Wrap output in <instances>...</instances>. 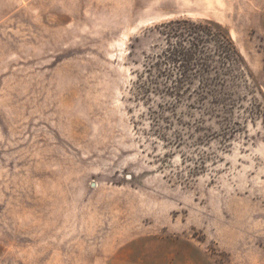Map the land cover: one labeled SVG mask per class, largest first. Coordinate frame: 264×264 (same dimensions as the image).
I'll use <instances>...</instances> for the list:
<instances>
[{
  "label": "rangeland",
  "instance_id": "374dc122",
  "mask_svg": "<svg viewBox=\"0 0 264 264\" xmlns=\"http://www.w3.org/2000/svg\"><path fill=\"white\" fill-rule=\"evenodd\" d=\"M174 20L226 98L148 71ZM0 264H264V0H0Z\"/></svg>",
  "mask_w": 264,
  "mask_h": 264
},
{
  "label": "trees",
  "instance_id": "16d2710c",
  "mask_svg": "<svg viewBox=\"0 0 264 264\" xmlns=\"http://www.w3.org/2000/svg\"><path fill=\"white\" fill-rule=\"evenodd\" d=\"M227 30L208 20H174L160 26L165 49L154 56L150 68L167 81L166 92L179 100L185 92L204 101L207 96L220 101L227 95L217 90L228 86L236 67L242 63ZM198 83L197 89L190 85ZM189 88V89H188Z\"/></svg>",
  "mask_w": 264,
  "mask_h": 264
}]
</instances>
